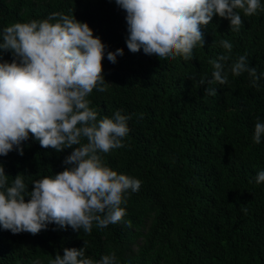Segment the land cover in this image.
<instances>
[{"label":"trees","instance_id":"1","mask_svg":"<svg viewBox=\"0 0 264 264\" xmlns=\"http://www.w3.org/2000/svg\"><path fill=\"white\" fill-rule=\"evenodd\" d=\"M237 11L244 22L239 32L214 16L192 60H159L128 50L126 12L115 0H0V31L60 12L87 23L108 51L124 50L116 64L105 53L107 90L93 89L88 99L98 119L118 110L131 116L125 147L103 159L142 182L121 205L122 222L104 229L93 224L91 234L53 231L54 224L35 236L0 227V264H49L84 242L87 257L99 261L115 253L117 264H264V183H255L264 171V137L253 142L257 118L264 122V79L255 88L247 73H229L227 84L213 85L216 96L204 95L207 84L198 83L212 79L209 61L225 54L221 40L233 45L229 64L247 54L249 66L264 72V12L246 17ZM3 58L11 62V53ZM21 147L23 156L13 150L0 163L10 183L24 174L29 192L34 181L63 171L73 150L44 149L31 133Z\"/></svg>","mask_w":264,"mask_h":264},{"label":"clouds","instance_id":"2","mask_svg":"<svg viewBox=\"0 0 264 264\" xmlns=\"http://www.w3.org/2000/svg\"><path fill=\"white\" fill-rule=\"evenodd\" d=\"M115 4L126 12L128 50L142 49L159 60H192L193 50L204 47L202 29L214 16L230 21V31L239 32L244 22L237 10L246 17L264 12L261 0H115ZM220 46L225 54L209 61L212 79L202 77L198 82L207 84L204 95L216 96L213 85L227 84L229 73L235 77L247 73L251 86L258 88L264 72L258 74L249 66L247 54L229 64L233 45L221 40ZM7 52L11 62L3 58ZM105 53L116 64L124 50L108 51L87 23L60 12L0 31V156L13 150L23 156L21 145L29 133L44 149L57 153L73 149L63 160L64 170L34 181L30 192L24 174L10 183L0 163V227L13 235L35 236L52 224L57 226L53 231L71 227L91 234L93 224L104 229L127 215L121 205H127L129 193L138 192L142 182L118 174L103 156L125 147L131 116L118 110L110 118L98 119L88 99L93 89L107 90ZM262 137L264 122L257 118L253 142L260 144ZM255 183H264V171L257 173ZM86 246L84 242L80 249L64 248L63 256L56 254L49 264H117L115 253L99 261L87 257Z\"/></svg>","mask_w":264,"mask_h":264}]
</instances>
